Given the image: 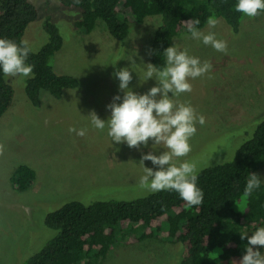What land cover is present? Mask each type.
Wrapping results in <instances>:
<instances>
[{
	"label": "rangeland",
	"instance_id": "obj_1",
	"mask_svg": "<svg viewBox=\"0 0 264 264\" xmlns=\"http://www.w3.org/2000/svg\"><path fill=\"white\" fill-rule=\"evenodd\" d=\"M30 2L38 9V17L23 40L38 52L47 42L46 20L56 24L64 43L53 58V68L58 74L75 77L79 87L66 90L61 99L43 91L41 107L34 108L25 94L29 78L5 76L12 82L15 96L0 121V144L4 145L0 155V264H26L37 254L56 235L45 226L46 216L66 203L132 201L152 193L140 187L144 169L139 161L142 154L151 151L159 155L166 150L164 145L153 146L151 139L140 149L117 144L107 135V128L103 132L95 129L88 116L95 111L107 120L110 110L106 106L114 96L123 97L119 79L113 75L117 69L129 68L133 77L129 88L136 93L144 94L156 86L155 79L144 81V77L160 18L132 24L122 44L108 34L101 21L90 34L76 29L74 23L81 19V11L75 7H64L58 0ZM218 20L214 29L206 25L201 31H213L218 39L227 41L228 54L191 35L176 37L171 45L212 65L211 79L205 75L190 80L192 91L175 98L191 104L197 115L205 117L204 125H196L188 156L173 159L177 165L183 160L195 163L198 172L233 160L236 150L252 138L264 119V14L246 17L237 34ZM72 127L87 129L86 135L70 132ZM20 165L30 167L36 175L33 186L23 193L11 185ZM144 165L157 170L151 161ZM259 175L264 183V165ZM181 248L164 238L128 244L127 237L120 236L96 264H179Z\"/></svg>",
	"mask_w": 264,
	"mask_h": 264
},
{
	"label": "trees",
	"instance_id": "obj_2",
	"mask_svg": "<svg viewBox=\"0 0 264 264\" xmlns=\"http://www.w3.org/2000/svg\"><path fill=\"white\" fill-rule=\"evenodd\" d=\"M58 1L81 11V19L74 23L80 32L92 33L101 21L108 34L122 44L132 24L159 17L150 45V61L157 67L164 65L163 51L176 37L190 35L184 22L199 19L197 27L202 30L207 18L214 14L237 34L246 18L234 10L238 0ZM37 17L38 9L30 0H0V38L19 43ZM44 31L47 42L38 52L31 51L27 60L34 65V78L27 80L25 94L34 108L41 107L43 91L61 99L66 90L79 87L75 77L58 74L53 68V58L64 43L57 25L47 19ZM11 83L0 70V121L13 104ZM253 128L254 125L251 132ZM253 132L252 138L236 150L233 160L198 172L197 186L204 193L201 205L187 206L174 191L152 192L132 201L66 203L46 216L45 226L56 235L26 264H96L120 236L127 237L128 244L153 238L178 243L182 247L179 264H226L241 259L247 239L241 240L240 233L250 236L258 227H264L262 179L250 197H243L250 174L260 177L259 170L264 165V119ZM35 179L30 167L20 165L11 177L12 189L26 192Z\"/></svg>",
	"mask_w": 264,
	"mask_h": 264
},
{
	"label": "clouds",
	"instance_id": "obj_3",
	"mask_svg": "<svg viewBox=\"0 0 264 264\" xmlns=\"http://www.w3.org/2000/svg\"><path fill=\"white\" fill-rule=\"evenodd\" d=\"M74 2L78 4L80 0ZM234 10L244 17L255 18L264 14V0H238ZM184 23L192 39L201 41L217 52L228 54L227 41L218 39L213 31H201L197 27L199 19H190ZM218 23L214 14L206 21L209 29H214ZM31 51L27 40L17 43L0 38V70L3 75L11 78H34V65L27 63ZM163 53L166 58L164 65L157 67L147 64L144 77V81L155 79L156 86L144 94L136 93L129 88L133 78L129 68L117 69L113 75L119 79L123 97L114 96L113 102L106 106L110 110L107 120L100 119L95 111L88 116L95 129L103 132L107 128V135L117 144L126 143L129 148L140 149L141 145L147 147L151 139L153 146L164 145L166 150L159 155L151 151L142 154L139 163L144 169V175L140 178V187L153 193L174 191L187 206H198L203 203L204 193L197 186L196 164L183 160L177 165L173 163V159L188 156L191 151L190 140L197 132V123L202 126L206 121L203 115H197L191 104L179 102L175 98L192 91L190 80L205 75L211 79L212 65L207 60L202 62L199 57L190 55L187 49L181 50L175 44L167 47ZM69 131L84 137L87 129L77 130L72 127ZM3 152L4 145L0 144V155ZM145 161H151L157 170L145 167ZM261 182L257 174L251 173L243 197H250ZM240 238L247 239L245 253L238 262L232 261V264H264V254L257 249V246L264 248V227H258L250 236L247 232H242Z\"/></svg>",
	"mask_w": 264,
	"mask_h": 264
}]
</instances>
